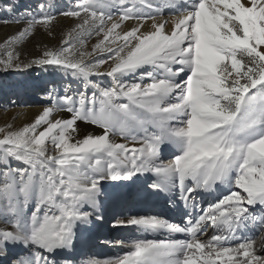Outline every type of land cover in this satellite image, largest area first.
<instances>
[{
    "label": "snow or ice",
    "instance_id": "1",
    "mask_svg": "<svg viewBox=\"0 0 264 264\" xmlns=\"http://www.w3.org/2000/svg\"><path fill=\"white\" fill-rule=\"evenodd\" d=\"M57 16L74 22L59 46L20 63L16 46ZM13 20L0 69L81 83H53L30 123L0 127V264H264V0L42 2ZM160 193L179 223L133 214ZM116 205L112 228L165 238L101 241L128 250L77 262Z\"/></svg>",
    "mask_w": 264,
    "mask_h": 264
},
{
    "label": "rangeland",
    "instance_id": "2",
    "mask_svg": "<svg viewBox=\"0 0 264 264\" xmlns=\"http://www.w3.org/2000/svg\"><path fill=\"white\" fill-rule=\"evenodd\" d=\"M15 2L20 7L15 13L9 15L3 10L4 5L8 4L9 0H0V43L6 40L8 36L15 34L23 26L14 22L13 17L16 15L23 13L25 10H35L36 6L42 2L63 9L65 5H70L72 0H15ZM6 20L11 22L5 23ZM73 23L70 19L57 16L50 29L46 30L43 26H37L33 35L16 46L15 50L20 57L19 62L24 63L38 57L45 47L59 46L64 33ZM94 43H96L95 37L88 41L89 51ZM0 58L3 57L0 56ZM93 79L98 78L93 77ZM103 79L105 83H111L108 78ZM53 83L58 85L72 83L75 88L81 82L72 81L70 77L64 79L59 70L51 68L47 71L39 67L9 71L0 69V127L6 124L21 127L24 123H30L42 110H39V108L46 106L48 102L46 89ZM26 107H32L36 110L33 114H26V116L17 111ZM122 234L124 235V233ZM99 243H101V240Z\"/></svg>",
    "mask_w": 264,
    "mask_h": 264
},
{
    "label": "bare ground",
    "instance_id": "3",
    "mask_svg": "<svg viewBox=\"0 0 264 264\" xmlns=\"http://www.w3.org/2000/svg\"><path fill=\"white\" fill-rule=\"evenodd\" d=\"M170 14V13H167ZM136 22L131 21L129 22V26L134 25ZM42 108H39L41 110ZM36 109L32 107H26L22 110H17L19 113H22L23 116H26V114H33ZM15 111V112H17ZM80 129L82 132H92V131H99L98 129H94L91 126H86L83 123L80 124ZM171 147V146H170ZM175 151V149H172ZM168 157H165V160H167ZM150 182V181H149ZM141 184L144 183V178H141L140 181ZM219 193H215L212 195H209L207 193H204L201 195V203L206 206V204L210 201H212ZM171 193H160L157 196H150L145 201L137 204L135 207H133L132 211L133 214H136L137 212L139 214H156V215H162L166 218L172 219L174 222H180L181 221V214L178 210L177 206H169L168 205V198L171 196ZM198 199H200L198 197ZM34 207V205L30 206ZM182 207V206H180ZM127 205H116L111 208L109 212L105 214V220L102 222H99L94 227L88 230V232L85 233V235L81 238L80 244L83 246V252L74 253L77 255V262L81 260H86L88 258H97V259H107L110 257H115L119 255H123L124 252H126L128 249L127 247L121 248L119 246H113L106 243H99L101 241H115V240H123L127 244L132 239L140 238V239H163L165 238V235L157 234V233H151V232H145V233H138L135 229H125V228H112L111 227V219L113 217V213L117 215H123L127 214ZM105 222H107L105 227ZM124 233V235L122 234ZM251 234V233H250ZM257 237L259 235H264V233L257 232ZM97 238V239H96ZM176 238H185L183 236L178 235ZM203 238V237H202ZM97 240V241H96ZM86 246V247H85Z\"/></svg>",
    "mask_w": 264,
    "mask_h": 264
}]
</instances>
